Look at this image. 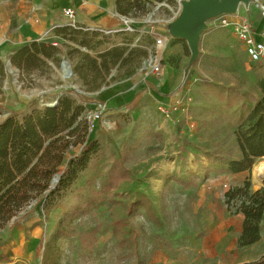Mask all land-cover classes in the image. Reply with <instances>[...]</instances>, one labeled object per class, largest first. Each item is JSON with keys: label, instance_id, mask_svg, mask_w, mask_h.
<instances>
[{"label": "rangeland", "instance_id": "rangeland-1", "mask_svg": "<svg viewBox=\"0 0 264 264\" xmlns=\"http://www.w3.org/2000/svg\"><path fill=\"white\" fill-rule=\"evenodd\" d=\"M27 1L0 0V125L44 111L60 93L77 118L61 134L63 158L53 173L45 175L56 161L54 148L26 185L13 190L20 191L16 197L0 200V264H189L202 244L221 260H239L241 245L223 247L211 226L264 190V157L239 172L230 164L242 158L239 133L264 96V58L251 63L234 27L214 23L218 16L205 22L194 53L175 27L187 0H121L117 10L132 18L133 29L120 22L76 28L61 9L43 35L27 42L55 45L53 55L13 62ZM249 4L237 13L260 19L257 5L264 0ZM160 36L167 41L163 68L147 75ZM111 86L131 94L127 108L110 103L115 93L98 96ZM142 86L151 89L135 93ZM91 100L98 105H88ZM88 112H99V119L89 120ZM86 155L85 167L73 173L71 162ZM117 161L128 177L108 189ZM17 228L24 239L38 238L32 255L18 252Z\"/></svg>", "mask_w": 264, "mask_h": 264}, {"label": "trees", "instance_id": "trees-1", "mask_svg": "<svg viewBox=\"0 0 264 264\" xmlns=\"http://www.w3.org/2000/svg\"><path fill=\"white\" fill-rule=\"evenodd\" d=\"M120 2L121 0H117L118 8H120ZM54 50H56L55 45L34 41L31 45H26L17 51L12 60L15 62L38 58L40 53L44 56H52ZM73 110L72 101L64 98L59 100L57 105L26 117L23 122L8 118L0 125V200L8 195L16 197L20 191L12 193L13 190H19L22 184V186L26 185L25 180H30L36 167L44 162L52 148L54 153L50 159L56 161L50 162L51 168H46L45 175H51L62 162V149L59 142L64 138L61 135L63 131L71 127L77 118V114L72 113ZM248 121L250 122L248 129L242 128L238 136L242 158L230 163L234 172L249 168L256 158L264 157V96L254 106ZM35 159L36 162H34ZM87 162V155L81 157L79 163L71 162V166L74 165L73 173L79 167L80 169L85 167ZM26 170L28 171L25 172ZM127 175L126 170L120 168L118 161L115 162L111 168L107 188L115 187L121 181L120 179L127 178ZM15 180L21 181L14 182ZM249 185L250 182L247 181L245 187L248 188ZM48 186L49 184H45L41 189ZM30 187L32 188L33 185ZM21 193L20 198L25 199L27 190H22ZM239 210L245 216L239 245L252 244L260 239V223L264 213V190L257 191L251 197L250 203L243 202ZM61 230L60 228L57 230L55 237L61 235ZM249 264H264V256Z\"/></svg>", "mask_w": 264, "mask_h": 264}, {"label": "crops", "instance_id": "crops-1", "mask_svg": "<svg viewBox=\"0 0 264 264\" xmlns=\"http://www.w3.org/2000/svg\"><path fill=\"white\" fill-rule=\"evenodd\" d=\"M260 5L261 4L257 5V8H259ZM21 6L27 8V15L19 14L17 25L18 38L14 40L15 53L28 44V39H35L43 35L46 30H48L46 26L52 19L51 17L59 10L69 6H73L76 9L75 19L81 26L93 24L100 28H107L119 22L120 25L122 24L121 14L117 10V0H28L27 2L21 3ZM246 6L249 7L247 8L248 10L253 7L251 4ZM36 11L39 15L37 21L34 19ZM246 16L248 15L246 14ZM249 20L257 30H260L264 22L262 16L260 19L250 18ZM164 82L165 80L158 89L161 95L167 93V85H165ZM150 89L142 86V88L136 90L135 93L139 91L142 92L141 94L148 93ZM112 94L114 95L112 96ZM130 95V93L124 94V92L119 91V88H116V86L105 88L98 94L99 97L106 99L112 96L113 98L110 99V103L118 109L122 107L127 108V106L132 103V96ZM98 102H92L91 100L88 105L96 106ZM244 218V214L240 210H236L229 216L221 215V219L212 224L211 228L213 232H217L216 240H218L220 245L228 249H231L235 245H239ZM260 228V239L258 241L240 246L241 256L239 260H221L219 255L213 253L208 246L202 244L197 250V255L193 257L189 264H249L259 260L264 256V213ZM35 230L36 229L29 231V233L35 234ZM21 233V230L18 228L13 232V242L16 244L18 252L30 256L38 246V238L36 236H31L28 239H24Z\"/></svg>", "mask_w": 264, "mask_h": 264}, {"label": "built area", "instance_id": "built-area-1", "mask_svg": "<svg viewBox=\"0 0 264 264\" xmlns=\"http://www.w3.org/2000/svg\"><path fill=\"white\" fill-rule=\"evenodd\" d=\"M262 17L264 18V5H260ZM64 16L69 23L76 28H83L76 21V9L73 6H69L63 9ZM233 17L220 15L218 19H215V24L221 26H233L238 37L243 42L248 59L251 63L256 64L264 58V22L260 30L255 29L249 20L248 16L240 15L239 13H232ZM121 27L125 30L133 29L132 18L128 16H121ZM94 26L87 25L86 29ZM167 46V41L163 36L156 38L155 48L149 61L145 64V70L147 75L157 76L161 73L163 68V53ZM88 119H99V112H88Z\"/></svg>", "mask_w": 264, "mask_h": 264}, {"label": "water", "instance_id": "water-1", "mask_svg": "<svg viewBox=\"0 0 264 264\" xmlns=\"http://www.w3.org/2000/svg\"><path fill=\"white\" fill-rule=\"evenodd\" d=\"M253 0H190L189 2L184 1L185 11L181 17L178 18L177 22L181 25L177 28V31L185 37L190 43L193 52L197 51L199 34L205 27V22L210 19L217 17L223 13H235L241 3L248 5ZM176 23V22H175ZM64 62H68L64 60ZM9 67L11 64L9 62ZM71 72V70H70ZM78 92H81L76 88ZM62 94L60 93L53 104H48V107H53L58 104ZM58 180V176L53 179V184ZM261 180H264V175L261 176Z\"/></svg>", "mask_w": 264, "mask_h": 264}, {"label": "bare ground", "instance_id": "bare-ground-1", "mask_svg": "<svg viewBox=\"0 0 264 264\" xmlns=\"http://www.w3.org/2000/svg\"><path fill=\"white\" fill-rule=\"evenodd\" d=\"M190 0H187L186 2H189ZM239 8V7H238ZM185 11V5L183 4V12ZM181 25V23L179 24L178 22L176 23V27H179ZM71 72H70V67H69V63L68 62H64V64H62V77L64 78V80H68L70 78ZM48 104H53L52 103H48Z\"/></svg>", "mask_w": 264, "mask_h": 264}]
</instances>
